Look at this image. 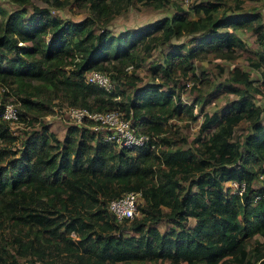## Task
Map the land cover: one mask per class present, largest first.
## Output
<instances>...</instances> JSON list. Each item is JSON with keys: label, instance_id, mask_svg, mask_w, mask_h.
Masks as SVG:
<instances>
[{"label": "trees", "instance_id": "1", "mask_svg": "<svg viewBox=\"0 0 264 264\" xmlns=\"http://www.w3.org/2000/svg\"><path fill=\"white\" fill-rule=\"evenodd\" d=\"M9 1L11 10L0 6V264H264V184L255 185L264 181V120L253 97L264 90V22L256 7L201 0L193 17L177 0ZM171 1L174 13L135 30L117 35L105 28L130 4L159 8ZM71 3L84 4L89 14L72 20L52 12ZM224 4L231 10H220ZM245 31L258 46L250 59L258 83L240 66L226 67L228 82L242 90L221 114L203 112L199 133L188 142L171 118H195L202 95L182 102L178 76L191 72L199 83L192 87L208 92L216 85L204 65L197 77L194 59L200 51L234 58L247 46ZM196 32L203 35L171 41ZM163 43L171 45L153 65V81L127 93L123 86L134 87L140 78L126 67L137 68ZM90 69L106 72L114 89L85 82ZM12 96L20 120L28 116L29 124L56 104L131 111L150 140L120 147L89 122L68 125L63 139L40 122L20 139L2 116ZM242 120L247 124L239 136ZM207 130L210 135L201 136ZM131 190L141 194L138 213L118 221L108 201ZM159 222L171 226L161 231Z\"/></svg>", "mask_w": 264, "mask_h": 264}, {"label": "rangeland", "instance_id": "2", "mask_svg": "<svg viewBox=\"0 0 264 264\" xmlns=\"http://www.w3.org/2000/svg\"><path fill=\"white\" fill-rule=\"evenodd\" d=\"M201 0H193L190 3H183L180 1H175L179 5V7L186 9L190 12L191 16L197 17V12L195 11V5ZM37 4H42L41 1H35ZM229 5L231 6L232 3L230 2ZM0 6L6 8L7 10H11L15 6L10 3L9 0H0ZM228 5H223L219 9L220 10H231V7ZM256 7V10L261 14L262 20L264 22V0H244L243 2V8L245 10H249L250 7ZM228 7V8H227ZM30 8V7H29ZM176 11V5L174 2L166 3L163 7L156 8L152 6L151 4H141V3H135L128 5L125 10L119 14H115L106 24L105 28L111 31V33L114 34H121L123 31H132L135 30L142 25L146 24L147 22L153 21L155 19L164 17L166 15H170ZM53 13L61 15L65 18H69L72 20H80L83 17H85L87 14H89V9L84 4H68L65 7L62 8H54L52 10ZM203 34L196 32L191 33L188 36L181 37V38H173L171 41L174 43H179L181 41L189 40L192 37H201ZM242 37L246 41V48H237L235 50V56L234 58L230 60L221 59L219 57H215L211 52L209 51H200L199 53L203 58L201 59V56L194 59L193 63L196 66L195 73L197 77L201 79V73H200V65L205 69V72H207L209 79L212 81V86L216 85L213 88H209L210 90L208 92H199L197 88H193L192 85L197 84L198 80H194L191 77V72L188 73L187 76H178L177 78V90L180 92V98L181 101L184 103H193L194 98H200L202 95V98H200L195 104H194V113L196 114L195 118L192 119H177V118H171V123L173 124V128L178 129L179 132H181L185 137L187 138L188 142L193 141L194 137L199 133L200 127H201V120L203 118L202 113L208 112L213 113L216 112L217 114H221L222 110L226 106L228 100L230 97L234 96L236 93H239L242 89L240 84L237 83H229L228 82V76H227V69L226 67L229 66H240L244 70L249 71L250 77L253 79L254 83H258L260 76L259 73L250 66V59L255 56V50L258 48L256 42L254 41V35L251 31H245L243 32ZM171 44L169 43H163L160 45H157L151 52V56H149L146 59H142L141 63L137 68H133L131 65L126 67V70L128 73H132V71H135V75L139 77L140 79L136 82V86H123L124 89H126L127 93L130 95L133 93V91L137 88V86L143 85L144 83L148 81H153L152 73L153 68L157 62L161 61V51H166L169 49ZM201 75V76H200ZM157 80V78H155ZM218 83H221L220 85H217ZM1 90V87H0ZM128 94V95H129ZM253 97L255 99V103L263 107V120H264V90L261 93L253 92ZM10 100H15V96H12ZM56 103H58V98L54 99ZM37 119L33 120L31 124L29 123H18L12 125L13 132L18 137L25 136V134L22 135V131H29L30 129H37L40 125V122L47 123L49 126V130L52 131L55 136H57L60 139H63L66 128L68 125L72 124L67 119L65 113L60 110L58 106H53L46 114L36 116ZM247 124L246 120H242L235 128V133L237 135H241L245 131V126ZM139 127V126H138ZM143 127V126H142ZM141 129V127H139ZM209 130L204 131L203 135L201 136H209L210 135ZM19 140V139H18ZM16 140V146L19 145V142ZM18 155V154H17ZM226 182L225 185L230 186L232 190L238 189V184L235 186L234 184ZM264 184V181H256L255 185L259 186ZM141 202V199L138 201V203ZM194 222L193 219H190L188 224H192ZM158 228L161 231H165L168 226H171L170 224H164L163 222H159L157 224ZM249 226V221L243 222V229L246 231V229ZM257 237V236H256ZM260 238V237H258ZM261 239V238H260ZM262 240V239H261ZM122 264V263H119ZM131 264H167V261H164L163 263L158 260L157 262H144V263H135L131 262Z\"/></svg>", "mask_w": 264, "mask_h": 264}, {"label": "built area", "instance_id": "3", "mask_svg": "<svg viewBox=\"0 0 264 264\" xmlns=\"http://www.w3.org/2000/svg\"><path fill=\"white\" fill-rule=\"evenodd\" d=\"M183 3H190L193 0H177ZM84 80L89 84L103 88L107 92L114 89V82L110 76L103 71L90 69L84 73ZM63 111L72 124L86 125L95 132H99L106 141L115 143L118 146L137 148L147 144L150 140V134L134 125L131 119V111L126 116L123 111L118 109L111 110H90L84 106L78 105H55ZM19 101L8 100L3 105L2 116L9 122L10 128L18 123H27L26 120H20ZM232 184L237 186L235 181ZM243 185L237 191L241 193ZM139 191H127L116 198L108 201V210L114 214L116 220L121 221L123 218H131L138 213V201L141 199ZM259 196H256V198ZM27 264H45L41 261L29 262Z\"/></svg>", "mask_w": 264, "mask_h": 264}, {"label": "crops", "instance_id": "4", "mask_svg": "<svg viewBox=\"0 0 264 264\" xmlns=\"http://www.w3.org/2000/svg\"><path fill=\"white\" fill-rule=\"evenodd\" d=\"M228 183H230V184H231V183H232V181H229ZM141 201H142V200H141Z\"/></svg>", "mask_w": 264, "mask_h": 264}]
</instances>
